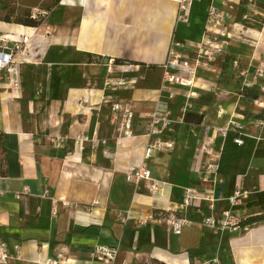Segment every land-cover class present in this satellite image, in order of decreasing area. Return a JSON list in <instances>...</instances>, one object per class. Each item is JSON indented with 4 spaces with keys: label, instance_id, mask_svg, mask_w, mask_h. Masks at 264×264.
Here are the masks:
<instances>
[{
    "label": "crops",
    "instance_id": "0c3cea01",
    "mask_svg": "<svg viewBox=\"0 0 264 264\" xmlns=\"http://www.w3.org/2000/svg\"><path fill=\"white\" fill-rule=\"evenodd\" d=\"M192 1L187 25L176 21L178 0H32L43 13L41 24L0 20V36L29 38L16 57L20 98L0 93V242L11 256L6 264H84L98 246L116 245L113 264H204L214 256L223 264H264V125L251 126L264 120V80L252 83L264 57V28L247 29L255 34L251 49L243 43L229 47L227 56L238 61L226 80L199 71L194 98L187 100L180 89L174 99L158 94L159 66L171 40L195 47L204 38L208 5L231 4L245 15L244 2L264 0ZM118 77L136 84L106 89L104 82ZM112 102L130 107L134 138L123 137L111 122ZM166 112L170 127L147 138V115ZM186 113L192 114L188 122ZM231 120L243 126L244 144L235 145L232 134L215 136L221 183L213 215L218 220L230 211L243 220L241 227L206 226L190 208L185 215L192 223L173 233L166 218L181 204L183 189L210 187L195 173L198 143L206 128ZM154 138L172 141L173 148L147 160L158 183L157 191H149L150 182L133 186L124 173L143 160ZM127 213L152 219L137 225L125 221ZM250 218L256 221L247 224Z\"/></svg>",
    "mask_w": 264,
    "mask_h": 264
},
{
    "label": "built area",
    "instance_id": "2783aa9c",
    "mask_svg": "<svg viewBox=\"0 0 264 264\" xmlns=\"http://www.w3.org/2000/svg\"><path fill=\"white\" fill-rule=\"evenodd\" d=\"M192 2V0H178L177 23L189 24ZM223 13L222 10L213 4L207 6L204 38L195 47L174 38L171 40L167 49L165 62L159 66L161 71L160 87L158 89L159 95L166 93L169 99H174L177 96L175 89H180L185 91L184 95L189 100L194 98L195 93L193 89L199 71L203 72L206 70L220 74L221 70L218 71L214 68L215 61L219 56L226 57V49L229 46V42L223 39L224 37H229L227 28L217 29V25L220 22L222 27L225 24L224 21L229 19V14ZM239 25L240 23L236 24V26L230 25V27H239ZM210 35L216 36L211 39ZM218 38L222 40H218ZM28 40L29 38L23 35L14 38L0 36V93L10 96L11 99H19L21 96L20 72L19 69H16V57L25 51ZM190 48L195 49L192 52L194 53V57H191L189 54ZM233 65L234 67L237 66L236 61H233ZM262 80H264V57L254 68L252 83L257 84ZM135 84V79H127L125 77L108 79L104 82L106 89L111 91L135 86ZM36 94L39 95V92H36ZM260 94L264 96V86L260 87ZM254 101L257 106H260L262 103L259 97ZM110 112L111 122L118 124L117 130L119 134L125 138H134L132 129L133 113L130 107L127 104L122 105L119 102H112L110 104ZM147 119L145 133L147 138L159 136L173 122L168 112L161 116L155 113L149 114L147 115ZM263 125V118H257L251 122V126L254 129H261ZM230 134L233 135L232 142L235 145L242 146L244 144V128L235 120H231L223 128H215L211 131L206 128L204 137L195 149L194 159L195 173L203 182L208 183L210 187H188L183 189L181 204L173 212L175 214L169 213L166 218L173 233H178L184 226L192 223L185 215L190 208H195L201 214L203 224L206 226L217 227L223 231H232L241 227L243 220L230 211H223L221 218L218 220L213 215L215 203L220 200L216 187L221 183L218 177L221 154L217 153L214 149L215 136L225 138ZM75 140L76 144L80 146L82 143L81 137L77 136ZM172 148V141L163 142L158 138L151 139L144 147L143 160L125 171L124 176L127 183L137 186L141 182H150L148 186L149 191H157L158 183L152 179L147 160L151 158L154 152L164 153L170 151ZM237 195L238 192H235L233 196L228 198L229 204H235ZM205 211L208 213L207 215ZM124 219L125 221H134L137 225H143L152 218L141 215L133 217L130 213H127ZM14 250H18V246H14ZM117 253V245L114 247L98 246L91 255L90 261L84 264H113ZM10 258L6 243L0 242V264H6ZM204 264L223 263L218 256H214Z\"/></svg>",
    "mask_w": 264,
    "mask_h": 264
},
{
    "label": "rangeland",
    "instance_id": "374dc122",
    "mask_svg": "<svg viewBox=\"0 0 264 264\" xmlns=\"http://www.w3.org/2000/svg\"><path fill=\"white\" fill-rule=\"evenodd\" d=\"M35 1V0H34ZM0 20L11 22V23H18L23 26H34L39 25L42 23L43 20V13H39L37 9H34L37 6H34L32 0H0ZM244 5L247 6L248 13H243V11L237 10V7H234L231 4L218 6L220 10H222L223 14H229V19L224 21V26L221 27V22L217 25V29L227 28V32L229 33V37H224L223 39L229 42V46L226 49V55L229 51V47H231L234 43H243L245 46L251 49L252 47V39L255 38L254 32L247 31L248 28H255L261 27L264 28V4L257 5L253 2L245 3ZM241 21L239 27H230V25L238 24ZM246 30V33H242V28ZM247 27V28H246ZM234 29V31H232ZM254 30V29H252ZM255 31V30H254ZM240 32V33H239ZM245 32V31H244ZM216 35H210V38ZM218 40H222L218 38ZM29 41V40H28ZM194 49V48H193ZM32 49H29L28 52L31 53ZM195 50V49H194ZM260 51V50H257ZM190 54V53H189ZM191 57H194V53L190 54ZM233 60L231 62L223 63L225 60L224 56L217 57L215 64L218 67H214L216 70L220 71V77L224 78L225 80L229 78L227 75L228 69L230 67H234L233 61L238 59L236 57H232ZM222 66V67H221Z\"/></svg>",
    "mask_w": 264,
    "mask_h": 264
},
{
    "label": "trees",
    "instance_id": "16d2710c",
    "mask_svg": "<svg viewBox=\"0 0 264 264\" xmlns=\"http://www.w3.org/2000/svg\"><path fill=\"white\" fill-rule=\"evenodd\" d=\"M56 1H58V0H56ZM231 60H233L232 59V57H230V56H226L225 57V63L226 62H231ZM115 63H122L121 61H115ZM241 93L244 95V96H246V97H250L252 100H256V99H258V97L259 96H257L252 90H249V89H247L246 87H242L241 88ZM189 117L191 118L192 117V114H190V113H186L185 115H184V121L185 122H188L190 119H189ZM198 118H201V117H199L198 116ZM201 121V119L198 121V122H200ZM256 220H255V218H250V219H248L247 220V224H251V223H254ZM242 225V224H241Z\"/></svg>",
    "mask_w": 264,
    "mask_h": 264
},
{
    "label": "water",
    "instance_id": "95a60500",
    "mask_svg": "<svg viewBox=\"0 0 264 264\" xmlns=\"http://www.w3.org/2000/svg\"><path fill=\"white\" fill-rule=\"evenodd\" d=\"M104 63L107 64V59H105Z\"/></svg>",
    "mask_w": 264,
    "mask_h": 264
}]
</instances>
